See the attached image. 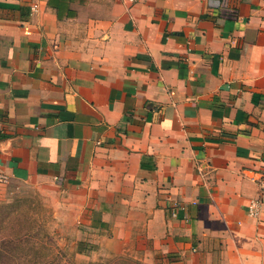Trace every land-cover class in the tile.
<instances>
[{"label": "crops", "instance_id": "crops-1", "mask_svg": "<svg viewBox=\"0 0 264 264\" xmlns=\"http://www.w3.org/2000/svg\"><path fill=\"white\" fill-rule=\"evenodd\" d=\"M262 171L264 0H0V172L72 189L102 244L264 264Z\"/></svg>", "mask_w": 264, "mask_h": 264}, {"label": "rangeland", "instance_id": "rangeland-1", "mask_svg": "<svg viewBox=\"0 0 264 264\" xmlns=\"http://www.w3.org/2000/svg\"><path fill=\"white\" fill-rule=\"evenodd\" d=\"M0 183V264H166L136 231L128 240L102 244L72 189L41 181Z\"/></svg>", "mask_w": 264, "mask_h": 264}, {"label": "built area", "instance_id": "built-area-1", "mask_svg": "<svg viewBox=\"0 0 264 264\" xmlns=\"http://www.w3.org/2000/svg\"><path fill=\"white\" fill-rule=\"evenodd\" d=\"M8 180L9 177L5 173L0 172V182H7ZM253 180L258 185L260 194L248 204V213L252 216H258L264 208V171L254 176Z\"/></svg>", "mask_w": 264, "mask_h": 264}, {"label": "trees", "instance_id": "trees-1", "mask_svg": "<svg viewBox=\"0 0 264 264\" xmlns=\"http://www.w3.org/2000/svg\"><path fill=\"white\" fill-rule=\"evenodd\" d=\"M87 245V244H86ZM90 246V245H89Z\"/></svg>", "mask_w": 264, "mask_h": 264}]
</instances>
